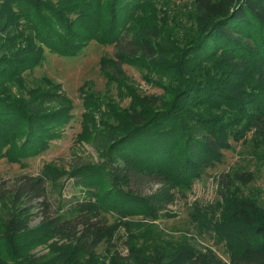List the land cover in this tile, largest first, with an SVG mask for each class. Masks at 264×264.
<instances>
[{"label": "trees", "instance_id": "trees-1", "mask_svg": "<svg viewBox=\"0 0 264 264\" xmlns=\"http://www.w3.org/2000/svg\"><path fill=\"white\" fill-rule=\"evenodd\" d=\"M97 39L118 47L109 64L101 59L118 86H128L124 66L137 65L172 99L139 94L123 111L100 101L87 107L82 134L94 128L99 162L70 170L48 165L0 194L10 208L1 240L13 256L4 264H225L190 244L165 241L146 224L138 226L145 228L129 243V255L100 259L96 251L109 215L155 220L172 191L222 164L233 142L251 137L256 158L264 154V0H0V159L23 162L63 138L74 119L68 99L47 77L28 87L26 75L46 49L72 58ZM110 119L114 127L105 131ZM234 177L244 186L255 179L251 172ZM63 178L83 196L53 216L46 184L62 188ZM133 184L162 188L143 196ZM223 189L227 210L221 207L216 232L224 227L237 235L232 264H264V214ZM37 215L41 224L33 228ZM54 235L70 242L68 253L53 262L30 253Z\"/></svg>", "mask_w": 264, "mask_h": 264}, {"label": "rangeland", "instance_id": "rangeland-1", "mask_svg": "<svg viewBox=\"0 0 264 264\" xmlns=\"http://www.w3.org/2000/svg\"><path fill=\"white\" fill-rule=\"evenodd\" d=\"M173 4L170 2L171 6ZM137 25L133 24L132 27L136 28ZM97 40L90 41L78 56L72 58L53 54L46 49L42 64L26 75L30 88L39 84L43 77L52 81L63 98L68 99L66 104L72 106L74 119L65 128L63 138L53 141L46 152L18 163L10 162L7 158L0 159V194L14 189L21 176H38L48 165L70 170L76 165L99 162L95 139L93 141L94 128L82 134L85 123L83 115L88 111L87 107L91 108L96 101L108 103L112 111L117 112L116 109H128L139 94L160 96L166 101L172 99L170 89L165 90L160 82L149 80L144 70L137 65L124 66L128 86H118V81L110 78L106 72L104 63L101 66L104 57L108 64L112 61L118 53V47ZM110 124L114 127L112 119L106 123L105 131ZM232 144L233 148L224 152L222 164L208 169L201 179L193 180L190 186L185 184L175 188L156 213L155 220L146 219L143 216L145 214L109 215L107 235L96 251L98 258H109L115 251L122 256L129 255V243L136 240L145 228L140 229L138 226L146 224L165 241L178 245L190 244L204 255L232 264L230 251L234 245L240 247L238 237L232 230H224V227L221 232H216L222 218L221 207L223 211L227 210L221 194L223 187H229V190L239 194V198L249 201L253 207L252 212L264 214V154L260 153L256 158L251 137L246 142ZM238 172H251L255 179L247 186L239 184L234 179ZM222 179H225L223 184ZM61 181L64 183L62 188H55V184L50 181L46 184V205L53 216L65 213L69 202L83 196L81 188L76 187L73 180L66 181L63 178ZM132 188L143 196H149L154 191L159 193L162 187L154 184V188L140 189L133 184ZM9 209L6 202H0V227ZM38 212V209L35 210V213ZM40 219L41 216H38L33 220V228L41 224ZM70 241L76 244L75 240ZM69 243L56 235L45 236L41 244H37L30 253L53 262L59 254L69 252ZM12 259L11 249L1 240L0 233V264Z\"/></svg>", "mask_w": 264, "mask_h": 264}]
</instances>
